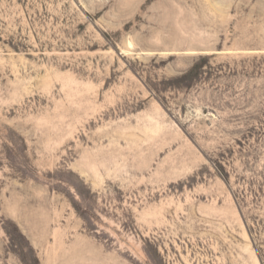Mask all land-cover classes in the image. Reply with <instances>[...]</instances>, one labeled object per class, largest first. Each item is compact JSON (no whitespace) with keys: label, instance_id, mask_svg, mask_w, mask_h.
Returning <instances> with one entry per match:
<instances>
[{"label":"rangeland","instance_id":"374dc122","mask_svg":"<svg viewBox=\"0 0 264 264\" xmlns=\"http://www.w3.org/2000/svg\"><path fill=\"white\" fill-rule=\"evenodd\" d=\"M0 264H264V0H0Z\"/></svg>","mask_w":264,"mask_h":264}]
</instances>
